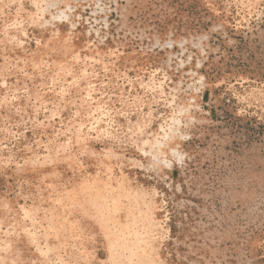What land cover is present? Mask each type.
<instances>
[{"label": "rangeland", "instance_id": "obj_1", "mask_svg": "<svg viewBox=\"0 0 264 264\" xmlns=\"http://www.w3.org/2000/svg\"><path fill=\"white\" fill-rule=\"evenodd\" d=\"M0 264H264V0H0Z\"/></svg>", "mask_w": 264, "mask_h": 264}]
</instances>
